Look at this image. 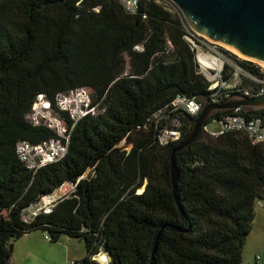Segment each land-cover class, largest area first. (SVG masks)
I'll return each mask as SVG.
<instances>
[{"label": "trees", "instance_id": "16d2710c", "mask_svg": "<svg viewBox=\"0 0 264 264\" xmlns=\"http://www.w3.org/2000/svg\"><path fill=\"white\" fill-rule=\"evenodd\" d=\"M173 7L141 0L129 13L115 0H0V264H11L14 241L38 230L51 242L84 241L86 255L73 264H103L94 258L101 251L107 264H242L257 201H264V143L244 132L213 137L201 127L176 152L174 190L171 155L195 117L172 102L186 95L203 105L210 81ZM232 72L226 64L224 79ZM79 87L102 110L74 125L64 158L36 172L26 168L19 141L58 137L28 121L36 96L55 105L59 93ZM234 113L220 110L204 125ZM238 113L251 118L262 111ZM174 119L181 137L163 144L159 135L176 128ZM124 140L128 150L119 146ZM66 183L74 188L50 211L24 217Z\"/></svg>", "mask_w": 264, "mask_h": 264}, {"label": "built area", "instance_id": "2783aa9c", "mask_svg": "<svg viewBox=\"0 0 264 264\" xmlns=\"http://www.w3.org/2000/svg\"><path fill=\"white\" fill-rule=\"evenodd\" d=\"M115 1L120 3L127 12L135 13L141 0ZM166 1L170 4L172 3L170 0ZM185 29L187 32L186 38L196 53L199 72L210 81L208 88L210 93L207 96L211 102L220 103L232 96L229 92L223 93V91H234L248 97L264 95V68L262 66L251 60H247L260 66V72L253 73L229 56L226 57L218 47V44L208 41L203 36L197 34L191 27H186V24ZM136 48L141 50L142 46H136ZM211 64L216 66L217 71L212 70ZM226 64L233 71L231 78L228 80H225L223 77V70ZM244 81H247L248 85L242 87ZM172 105L174 109L181 108L194 117H197L202 109V104L199 101L186 95H178L172 102ZM101 110L99 104L93 103L90 90L86 87H79L59 93L55 99V105H52L51 101L44 94H38L27 114V119L34 126H44L53 130L58 137L40 143L19 141L16 145L18 158L26 168L33 172L38 171L46 164L61 160L68 152L69 139L74 125L87 115L96 116ZM240 110L236 109L234 114L217 121L216 123L220 125L218 130H211L209 125L203 124L204 131L213 137L222 135L225 132H244L252 143L263 144L264 109L261 110L262 114L251 118L238 113ZM65 114H68L73 121L71 126H69ZM173 124L176 128H166L159 135L161 143L165 144L181 137V130L179 129L181 123L177 119H174ZM56 194L57 190L44 196L41 202L38 203L41 206L36 204L28 208V210H30L32 215L42 210L45 212L50 211L54 203L62 197H54ZM257 205L264 206V201H257ZM35 207H38V210H35ZM45 236L49 238L46 233ZM260 257V255H257L256 260L258 261Z\"/></svg>", "mask_w": 264, "mask_h": 264}, {"label": "water", "instance_id": "95a60500", "mask_svg": "<svg viewBox=\"0 0 264 264\" xmlns=\"http://www.w3.org/2000/svg\"><path fill=\"white\" fill-rule=\"evenodd\" d=\"M199 35L233 53L264 66V0H170ZM201 112L188 136L173 150L171 177L176 190L179 169L176 152L192 144L202 125L220 110H263L264 95L235 93L220 103L203 96Z\"/></svg>", "mask_w": 264, "mask_h": 264}, {"label": "crops", "instance_id": "0c3cea01", "mask_svg": "<svg viewBox=\"0 0 264 264\" xmlns=\"http://www.w3.org/2000/svg\"><path fill=\"white\" fill-rule=\"evenodd\" d=\"M67 238L63 236L58 241L51 242L45 233L39 230L25 233L13 242L11 264L74 263L78 255H75L72 240L70 237ZM257 255L261 256L258 261ZM242 264H264V206L262 205L256 207L252 229L245 241Z\"/></svg>", "mask_w": 264, "mask_h": 264}, {"label": "rangeland", "instance_id": "374dc122", "mask_svg": "<svg viewBox=\"0 0 264 264\" xmlns=\"http://www.w3.org/2000/svg\"><path fill=\"white\" fill-rule=\"evenodd\" d=\"M162 2H163V4L169 9V10H172V11H174L175 9H174V7H173V3H169V2H167L166 0H161ZM190 27V25L186 22V27ZM218 47L221 49V51H222V53L227 57L228 55H226L225 54V52H223V50L222 49H225V50H227V51H229V52H231V53H233L232 51H230V50H228V49H226V48H224V47H222V46H220V45H218ZM233 54H235V53H233ZM236 56H238V58L240 59H243V60H249V59H245V58H243V57H241V56H239V55H237V54H235ZM130 58V55L129 54H126V56H125V59H126V65L128 64V59ZM252 61V60H251ZM253 62H255V61H253ZM256 64H259L258 62H255ZM212 65V70L213 71H217V69H216V66L215 65H213V64H211ZM260 66H262V68H264V66L263 65H261V64H259ZM223 67H224V64H223ZM237 77H239V76H237ZM211 84H212V81H211ZM209 127H210V129L211 130H218L219 128H220V125L218 124V123H215V122H213V123H211V124H209ZM120 146V148H122V149H129L130 148V143H126L125 142V140L124 141H122L121 142V144L119 145ZM90 171V169L85 173V175L88 173ZM74 187L71 185V184H69V183H66V184H64L63 186H61L58 190H57V194L56 195H54V197H58V196H64L66 193H69L70 191H72V189H73ZM41 202V201H40ZM39 202V203H40ZM38 206H41L40 204H38ZM35 210H38V207H35ZM33 215H32V213H30V210H27L25 213H24V217L27 219V220H29L30 219V217H32ZM64 238H66V237H64ZM67 239H69V237L67 238ZM70 239L72 240L71 242H72V244H73V246H74V248H75V255H78V257H77V260L78 259H80L81 257H83L84 255H86V245H85V242L84 241H82V240H80V239H77V238H71L70 237ZM68 241V240H67ZM82 253H84V254H82ZM100 253H104L105 254V256L107 257V259L105 260V261H100L99 260V254ZM83 255V256H82ZM94 258L96 259V260H98V261H100L101 263H103V264H107L109 261H110V257L108 256V254H106L105 252H103V251H101V252H99L97 255H95L94 256ZM71 264H73V262H71Z\"/></svg>", "mask_w": 264, "mask_h": 264}, {"label": "bare ground", "instance_id": "6f19581e", "mask_svg": "<svg viewBox=\"0 0 264 264\" xmlns=\"http://www.w3.org/2000/svg\"><path fill=\"white\" fill-rule=\"evenodd\" d=\"M259 64H260V63H259ZM261 65H262V64H261ZM142 191H143V188H140L138 192L140 193V192H142ZM106 259H107V257L105 256L104 253H100V254H99V260H100V261H105Z\"/></svg>", "mask_w": 264, "mask_h": 264}]
</instances>
